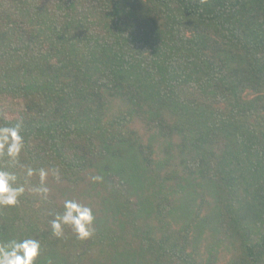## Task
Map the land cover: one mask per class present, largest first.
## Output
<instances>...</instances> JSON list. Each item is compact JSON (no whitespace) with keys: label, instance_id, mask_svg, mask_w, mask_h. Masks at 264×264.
Returning a JSON list of instances; mask_svg holds the SVG:
<instances>
[{"label":"trees","instance_id":"16d2710c","mask_svg":"<svg viewBox=\"0 0 264 264\" xmlns=\"http://www.w3.org/2000/svg\"><path fill=\"white\" fill-rule=\"evenodd\" d=\"M17 121L50 192L0 209V239L39 238V264H264V0H0ZM66 198L90 239L51 235Z\"/></svg>","mask_w":264,"mask_h":264},{"label":"clouds","instance_id":"9594fccd","mask_svg":"<svg viewBox=\"0 0 264 264\" xmlns=\"http://www.w3.org/2000/svg\"><path fill=\"white\" fill-rule=\"evenodd\" d=\"M23 122L0 124V209L15 208L21 203L25 192H31L47 199L50 189L47 186L49 170L34 168L21 163V154L25 150V136L22 133ZM54 179H61L58 169L51 170ZM21 176L23 183L20 182ZM38 176L36 185H30L33 177ZM94 183L102 182V176L91 178ZM51 235L61 238L65 228H70L76 238L84 241L95 232V214L93 207L77 198L63 200L62 210H50ZM42 252L41 240L35 236L21 234L0 239V264H39ZM51 264V261L48 262Z\"/></svg>","mask_w":264,"mask_h":264}]
</instances>
